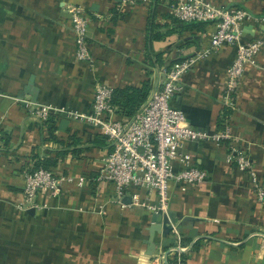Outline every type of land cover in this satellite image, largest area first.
Wrapping results in <instances>:
<instances>
[{
    "label": "crops",
    "instance_id": "obj_1",
    "mask_svg": "<svg viewBox=\"0 0 264 264\" xmlns=\"http://www.w3.org/2000/svg\"><path fill=\"white\" fill-rule=\"evenodd\" d=\"M123 1L0 0V264H175L181 249L184 264H264V201L251 172L230 159L242 151L264 186V52L229 104L234 47L205 56L183 76L171 104L192 129L213 136L229 128L233 137L183 141L174 170L189 161L207 179L174 185L167 215L126 198L117 203L115 187L97 180L110 145L93 126L54 117L53 139L51 124L32 118L34 104L91 113L98 82L114 91L147 87L148 100L164 79L162 66L210 48L213 27L177 21L169 0ZM205 1L249 12L245 40L264 35V0ZM72 6L93 17L86 36L92 61L79 58ZM47 160L54 174L86 181L65 184L57 197L40 195L39 208L26 205L24 172ZM141 199L157 203L154 195Z\"/></svg>",
    "mask_w": 264,
    "mask_h": 264
},
{
    "label": "built area",
    "instance_id": "obj_2",
    "mask_svg": "<svg viewBox=\"0 0 264 264\" xmlns=\"http://www.w3.org/2000/svg\"><path fill=\"white\" fill-rule=\"evenodd\" d=\"M150 0H124L123 4L137 6ZM172 16L181 23L210 24L213 27L211 46L196 57L175 66H162L159 71L163 81L154 89L147 102L131 117H119L113 105L114 89L98 82L95 88L93 110L89 114L56 108L50 105L34 104L30 108L32 118L41 125H48L53 117H65L97 129L110 145V152L104 160L97 180L112 184L116 189L117 203L129 197L132 205L148 208L155 214L167 215L172 200L171 189L176 184L201 185L207 174L187 161L184 169L176 172L174 161L180 157L184 140L213 139L216 142L232 140L228 129L209 136L190 127L184 112L171 102L183 91L182 78L205 56L223 46L236 49V59L228 69L226 102L231 103L238 84L248 66L256 65V58L264 52V35L245 40L243 25L252 20L249 12L240 8L218 7L205 0H169ZM117 9H119L117 7ZM78 46L79 58L92 61L86 36L93 17L80 6L69 10ZM97 18L102 19L100 16ZM230 159L236 160L242 170L250 171L255 177L257 195L264 201V186L258 183L252 164L242 151L234 150ZM24 198L26 205L39 208L40 195L61 194L65 184L81 186L85 178L56 175L50 170L39 168L24 172ZM154 195L155 205L144 202L142 194ZM182 251V249L180 250ZM176 251L175 264H184L181 252Z\"/></svg>",
    "mask_w": 264,
    "mask_h": 264
},
{
    "label": "trees",
    "instance_id": "obj_3",
    "mask_svg": "<svg viewBox=\"0 0 264 264\" xmlns=\"http://www.w3.org/2000/svg\"><path fill=\"white\" fill-rule=\"evenodd\" d=\"M196 24H202V23H196ZM148 95H149V88L147 87H144L143 89L140 90L129 89V90L114 91L112 103L117 108L118 115L122 117H131L139 111L140 107L147 100ZM52 119L53 117L50 119L48 124H51L50 135L53 139H55V127H52L54 125ZM104 140L107 141V138L104 137ZM52 164L53 163H51V161L47 160L46 162H42L36 165L33 168V170L39 168L49 170ZM172 262L169 261L170 264H172Z\"/></svg>",
    "mask_w": 264,
    "mask_h": 264
},
{
    "label": "water",
    "instance_id": "obj_4",
    "mask_svg": "<svg viewBox=\"0 0 264 264\" xmlns=\"http://www.w3.org/2000/svg\"><path fill=\"white\" fill-rule=\"evenodd\" d=\"M252 40V39H251ZM130 201H131V199L130 198H126L125 199V203L127 202V203H130ZM158 215L156 214V217H157ZM157 223H159L158 221H156Z\"/></svg>",
    "mask_w": 264,
    "mask_h": 264
}]
</instances>
